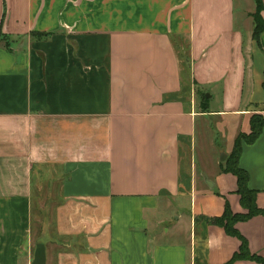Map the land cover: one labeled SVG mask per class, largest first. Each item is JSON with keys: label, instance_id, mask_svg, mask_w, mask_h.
I'll use <instances>...</instances> for the list:
<instances>
[{"label": "crops", "instance_id": "0c3cea01", "mask_svg": "<svg viewBox=\"0 0 264 264\" xmlns=\"http://www.w3.org/2000/svg\"><path fill=\"white\" fill-rule=\"evenodd\" d=\"M255 8L256 0H0V31L11 38L10 50L0 46V264H32L38 243L45 264L230 261L241 240L211 218L226 206L246 212L237 179L220 171L222 159L210 170L196 162L195 149L198 120L202 139L227 155L264 108ZM238 166L264 210V126L242 142ZM234 227L264 259V214Z\"/></svg>", "mask_w": 264, "mask_h": 264}, {"label": "trees", "instance_id": "16d2710c", "mask_svg": "<svg viewBox=\"0 0 264 264\" xmlns=\"http://www.w3.org/2000/svg\"><path fill=\"white\" fill-rule=\"evenodd\" d=\"M264 10L260 0H256V8L253 13L250 14L253 21V37L257 40L261 31L264 30V18L261 16V11ZM1 32V31H0ZM37 38L46 36L47 33H33ZM4 48L10 50V46L6 43ZM249 133H238L233 141V146L229 152L225 165L220 164V171L230 172L237 179V193L240 195V202L245 207V213L233 214L228 206L225 207L223 214L219 217L211 218L214 224L222 226L227 234L236 236L241 240L239 251L234 253L232 258L227 264H230L233 260L238 258H249L257 261L259 264H264V259L260 256L250 254L247 248V242L244 237L240 235L234 224L239 220H246L256 214H264V210L259 209L255 203V192L247 187L248 173L244 169L238 166V159L241 153L242 142L252 143L260 135L264 126V116L253 113L249 119Z\"/></svg>", "mask_w": 264, "mask_h": 264}, {"label": "rangeland", "instance_id": "374dc122", "mask_svg": "<svg viewBox=\"0 0 264 264\" xmlns=\"http://www.w3.org/2000/svg\"><path fill=\"white\" fill-rule=\"evenodd\" d=\"M236 16H237V14H236ZM236 22H239L238 17L236 18ZM6 43L9 46H11V38L8 35L0 32V46L5 45ZM254 69L256 70V73H255L256 79H258V77H257L258 74H260L261 77L263 76V74H262L263 69L261 67V62L256 61L255 65H254ZM246 88H248L247 84H246ZM254 91L256 93L258 92V85L257 84L254 87ZM245 93H247L246 90H245ZM207 94H209V93H207ZM217 98H218L217 96H213L209 99L211 108H217L219 106V101L217 100ZM199 100H200V97L198 98L197 103ZM255 113H258V114L264 116V108L258 112H255ZM215 118H216L215 123L220 122L219 118H217V117H215ZM225 121H228V119L224 117V120H222L221 123L226 124ZM202 125H203L202 120H198V134H197L196 149H195V154H196V158H197L196 162L202 160L204 162V164H206V166L210 170L213 165L215 166L214 163L216 161H220L222 159L223 152L221 150H218V148L214 149L210 145L209 140L202 139V137H201L202 129H203ZM225 130L226 131H224V134L221 135L220 141H219V143L222 145L223 148L225 147V145H227V143H229L230 138H231V133H230L229 128H226ZM239 133L248 134L249 131L248 132H239ZM199 140H200V143H199ZM227 156H228V154L225 155V157L222 159L223 163L221 165H223V166L225 165V163H226L225 161H226Z\"/></svg>", "mask_w": 264, "mask_h": 264}, {"label": "water", "instance_id": "95a60500", "mask_svg": "<svg viewBox=\"0 0 264 264\" xmlns=\"http://www.w3.org/2000/svg\"><path fill=\"white\" fill-rule=\"evenodd\" d=\"M225 155H222V159ZM32 264H45V248L42 243L36 244Z\"/></svg>", "mask_w": 264, "mask_h": 264}]
</instances>
